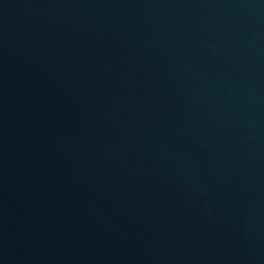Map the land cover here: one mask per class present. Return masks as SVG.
Segmentation results:
<instances>
[{"label":"water","instance_id":"water-1","mask_svg":"<svg viewBox=\"0 0 264 264\" xmlns=\"http://www.w3.org/2000/svg\"><path fill=\"white\" fill-rule=\"evenodd\" d=\"M0 264H264V0H0Z\"/></svg>","mask_w":264,"mask_h":264}]
</instances>
